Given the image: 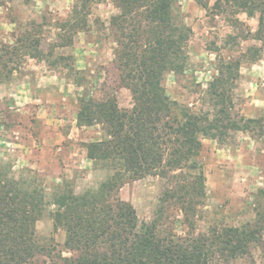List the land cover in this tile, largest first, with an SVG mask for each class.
<instances>
[{"label":"rangeland","instance_id":"obj_1","mask_svg":"<svg viewBox=\"0 0 264 264\" xmlns=\"http://www.w3.org/2000/svg\"><path fill=\"white\" fill-rule=\"evenodd\" d=\"M203 1L209 10L194 0H179L178 17L193 36L186 71L166 75V93L194 112L214 113L207 92L220 66L242 59L229 93L230 114L240 126L249 119L256 123L247 131L228 130L220 139L202 138L197 161L206 178V196L193 213L167 212L162 230L175 240L241 225L256 219V209L264 205V24L263 38L253 39L260 13L235 14L224 4L223 10H211L218 0ZM75 5L86 9V26L76 33L61 30L72 20ZM118 12L114 0H0V165L11 178L43 190L48 204L63 190L76 195L97 190L111 175L87 157V145L106 137L103 126L78 128L76 117L84 96L112 95L121 109L133 106L114 64L117 43L110 21ZM27 32L42 39L45 61L31 59L24 51L18 57L4 55L2 50L20 46L15 44ZM70 36L72 44L65 45L62 37ZM255 54L258 60L252 62ZM171 187H176L175 180L159 176L128 179L112 197L133 207L141 223H151ZM36 232L50 253L38 255L34 264L78 256L65 245L66 234L55 229L49 210L36 223ZM213 264H264V234L247 255Z\"/></svg>","mask_w":264,"mask_h":264},{"label":"trees","instance_id":"obj_2","mask_svg":"<svg viewBox=\"0 0 264 264\" xmlns=\"http://www.w3.org/2000/svg\"><path fill=\"white\" fill-rule=\"evenodd\" d=\"M194 1L209 10L208 2ZM114 3L119 11L110 21L117 43L114 64L120 85L132 95L133 106L121 109L112 95L102 99L84 96L76 117L79 128L103 126L106 137L87 145V157L111 175L97 190L81 195L63 190L48 204L43 190L11 178L0 165V264H34L38 255L50 253L36 232V223L48 210L55 229L66 234L65 245L78 253L51 264H213L247 255L263 238L264 205L256 209V219L214 227L200 236L175 240L162 230L170 209L193 213L206 196V178L197 161L202 138L220 139L228 130L247 131L256 123L249 119L240 126L230 114L229 93L239 77L242 59L220 66L207 92L214 113L194 112L173 101L164 86L166 75L184 74L189 61L187 47L193 30L178 17L179 0ZM222 4L235 14L254 17L260 13V29L253 39L263 38L264 0H218L210 9L223 10ZM85 10L75 5L72 20L60 29L76 33L84 28ZM62 38L65 45L72 44L71 36ZM15 45L20 46L5 47L4 55L18 57L24 51L31 59L46 60L40 50L42 39L29 32ZM251 60L257 61L258 55ZM1 64L8 67V63ZM188 168L192 171L187 174H174ZM147 176L175 180L176 187L161 197L156 218L141 223L133 207L112 196L128 179Z\"/></svg>","mask_w":264,"mask_h":264},{"label":"crops","instance_id":"obj_3","mask_svg":"<svg viewBox=\"0 0 264 264\" xmlns=\"http://www.w3.org/2000/svg\"><path fill=\"white\" fill-rule=\"evenodd\" d=\"M78 127V126H77ZM79 128V127H78Z\"/></svg>","mask_w":264,"mask_h":264}]
</instances>
